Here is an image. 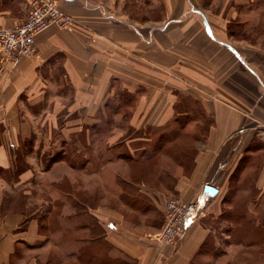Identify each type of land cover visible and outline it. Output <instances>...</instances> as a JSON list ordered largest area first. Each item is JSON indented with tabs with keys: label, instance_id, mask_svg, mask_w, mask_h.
Wrapping results in <instances>:
<instances>
[{
	"label": "crops",
	"instance_id": "crops-1",
	"mask_svg": "<svg viewBox=\"0 0 264 264\" xmlns=\"http://www.w3.org/2000/svg\"><path fill=\"white\" fill-rule=\"evenodd\" d=\"M33 1L0 0V25L20 24ZM55 1L69 27L40 33L34 54L15 63L0 54V264H192L216 238L206 220L223 218L238 197L264 238V11L255 0H144L162 11L142 19L126 10L133 0ZM188 117L181 130L194 138L193 166L178 165L169 187L165 170L147 171L164 162L152 155L153 131ZM53 133L68 153L41 170ZM105 144L143 148L106 168ZM46 179L51 196H68L65 257L42 233L40 209L13 207L20 196L33 206ZM64 180L68 191L55 185ZM170 194L206 203L176 247L154 237Z\"/></svg>",
	"mask_w": 264,
	"mask_h": 264
},
{
	"label": "rangeland",
	"instance_id": "rangeland-1",
	"mask_svg": "<svg viewBox=\"0 0 264 264\" xmlns=\"http://www.w3.org/2000/svg\"><path fill=\"white\" fill-rule=\"evenodd\" d=\"M134 3H131V6H126V10L131 15H136L137 18L142 19L145 17L144 15H161V5L152 2V4L144 5V0H133ZM197 2V1H196ZM150 3V1H149ZM202 6V5H200ZM205 6V5H203ZM130 7V8H129ZM191 8H195L192 4ZM254 10L264 11V0H255L253 3ZM258 8V9H257ZM146 12V13H145ZM192 117L181 118L179 120L178 126L174 123V126L168 131H153L152 138V155H156L155 157H161L163 159V163H154L153 165L147 168L151 170L150 167L154 169H163L167 172L166 178H170L164 180L162 183L169 187H172V174L175 173L178 165L184 167L185 170L189 171L192 168V158L195 154L194 148V138L192 135L184 134L181 130V126L186 124ZM109 123H112V119L110 118ZM106 129V138L108 136V132L111 130L110 127ZM197 133L196 135H199ZM203 134V133H201ZM49 135H47L48 137ZM47 139V138H46ZM49 140V139H48ZM107 141V139H106ZM62 137L57 134L54 135L53 139L46 141L44 147H41L40 152L41 156V170H44L51 164V159L58 158L63 156V152L67 151L65 147L61 146ZM150 144V143H148ZM43 146V145H42ZM142 146L134 147L135 151H130L128 147L120 148L118 146L106 145L104 147V157L106 159L105 166L106 168L110 166L107 160H115L117 156L121 158H126L130 155L136 154L141 155ZM100 150V149H99ZM151 151V150H150ZM68 153V151H67ZM248 156H245L246 160ZM115 161H118L115 160ZM101 164L98 165L100 168ZM122 166H129V171H137L140 166L135 165L136 169H133L134 165L131 164L128 160ZM145 167V165H142ZM125 168V167H124ZM44 180L41 185V194L35 197H30L31 200L29 204L34 203L33 206L28 205L27 197L20 196L16 198L15 204L13 207L15 209H24L27 216L33 215V212L36 209H40L37 212V215L40 217V221H42V233L50 236L51 234L54 237V243L57 247L53 249L54 251H59L61 257L68 256V196H51L50 189L52 186L50 182ZM172 181V182H171ZM108 182L114 184L115 180L109 179ZM116 182H121V180H116ZM56 187H59L65 191H68V180H64L60 183L55 184ZM127 187V186H126ZM169 198H174L172 194L168 196ZM80 199H86L85 203L88 205L96 204V197L94 196H79ZM233 208L227 210L226 214L223 218L219 220H211L208 218L207 223L212 226L214 235L211 242L205 247V249L201 252L200 256L196 257L195 261L192 264H264V243L263 242H252V243H244L243 240H246L247 237L250 240L257 241L263 240L264 238L259 234V230L256 229L252 224L248 223L246 219L243 217V208L246 206L240 200V197L233 200ZM41 204V205H40ZM205 199H202V206L205 205ZM29 206V207H28ZM229 215V216H228ZM45 223H49V225H45ZM190 226V225H189ZM224 234H228L231 236L230 238H225ZM155 237V235H154ZM244 247V248H243ZM125 260L122 258V263ZM75 262V263H74ZM69 264H79L78 261H74ZM68 264V258L64 259H53L49 260V264Z\"/></svg>",
	"mask_w": 264,
	"mask_h": 264
},
{
	"label": "built area",
	"instance_id": "built-area-1",
	"mask_svg": "<svg viewBox=\"0 0 264 264\" xmlns=\"http://www.w3.org/2000/svg\"><path fill=\"white\" fill-rule=\"evenodd\" d=\"M73 23L55 0H35L26 18L14 27L0 25V54L5 62L15 63L35 52L36 37L50 27L65 29ZM202 209L201 198L184 201L173 198L167 201L165 219L155 239L161 246L176 247L184 238L192 221Z\"/></svg>",
	"mask_w": 264,
	"mask_h": 264
},
{
	"label": "water",
	"instance_id": "water-1",
	"mask_svg": "<svg viewBox=\"0 0 264 264\" xmlns=\"http://www.w3.org/2000/svg\"><path fill=\"white\" fill-rule=\"evenodd\" d=\"M204 193L209 194L211 196H214L217 193V190L211 186H205L204 187Z\"/></svg>",
	"mask_w": 264,
	"mask_h": 264
}]
</instances>
